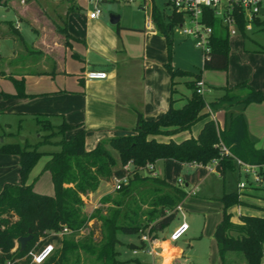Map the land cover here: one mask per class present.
Instances as JSON below:
<instances>
[{
	"label": "trees",
	"instance_id": "1",
	"mask_svg": "<svg viewBox=\"0 0 264 264\" xmlns=\"http://www.w3.org/2000/svg\"><path fill=\"white\" fill-rule=\"evenodd\" d=\"M1 1V0H0ZM75 2V0H69ZM68 7L67 13L74 10ZM61 16V25L57 29L71 36L67 29L66 16ZM153 18L157 27L165 33L169 59L166 67L170 73L171 103L167 110L155 118H147L138 112L133 132L110 136L99 140L95 147H86V129L82 123H71L63 119V136L55 141L41 133L37 141H9L0 146L1 152L19 155V182H7L0 191V264H29L32 262L31 249H39L52 231H62L67 226L72 233H64L62 243L42 262L37 264H66L72 257L79 264L83 254L95 256L105 264H121L118 258L120 243L119 232L137 233L150 226L164 228L178 214V205L188 194L185 185L169 181L164 176L141 173V167H147L160 158H174L185 163L208 164L218 159L216 170L225 173L239 167L234 156L250 163L258 164L264 173V146L256 147L250 137L243 111H226L223 128L217 126L211 116L208 104L215 105V100L208 103L204 93L199 92L202 69L193 70L176 66L172 62L173 36L176 24L183 20V15L173 10L166 13L158 5L153 7ZM6 20V19H5ZM3 18H0V24ZM10 20L9 22H11ZM207 21L213 26L211 50L204 56L203 67L227 69L230 56V33L221 18L210 12ZM245 15L239 14V28L246 34ZM264 24V18H256ZM11 25H14L11 22ZM15 35L20 33L14 25ZM1 56V54H0ZM0 73H3L0 69ZM192 75L185 82L191 88L183 104L175 105V93L179 76ZM11 79L17 87L15 95H27L24 77ZM225 93L221 99L238 98L244 105L252 101L264 100V89L256 88L248 80H242L233 86H222ZM4 95H11L3 92ZM216 109V108H215ZM39 127L48 128L51 117L34 114ZM203 121L199 131L193 133L194 125ZM40 130V129H39ZM67 131H72L68 136ZM182 132L190 134L176 138ZM222 139L233 155L223 154L218 142ZM48 143L57 148L43 149ZM113 146L118 151L119 159L108 148ZM49 155L42 170H50L54 182V193H44L34 188V181L41 171L28 181L33 167L42 156ZM134 163L127 180H122L113 193L101 198L99 207L91 215L100 221V237L95 236L92 227L84 237H76L73 231L82 228L88 218L84 206V196L97 189L102 179H110L115 166L120 162ZM220 200L223 203V216L216 226L215 238L223 264H238L242 256L247 264H262L264 258V206L259 213L243 212L234 216L232 207L245 201L237 190L224 191ZM33 238L25 249H21L18 237L30 232ZM137 264H143L136 256Z\"/></svg>",
	"mask_w": 264,
	"mask_h": 264
},
{
	"label": "crops",
	"instance_id": "2",
	"mask_svg": "<svg viewBox=\"0 0 264 264\" xmlns=\"http://www.w3.org/2000/svg\"><path fill=\"white\" fill-rule=\"evenodd\" d=\"M52 1L53 9L60 21V15L66 16L67 29L71 33L69 42H66L63 34L58 31L56 25L58 22L55 18L47 14L48 9L45 2H43L45 5L42 2H38V4L31 2L34 3L31 6H37L38 9L34 18L23 16L21 19V15L16 12V17L20 18V21L17 20L20 25V33L16 36L10 32H5V27L1 26L2 29L0 28V69L3 72L0 73V96L3 95V98L0 97V111L3 115L4 113L15 115L18 118V124L31 119L37 123L34 115L36 113L48 115L56 122H62L63 119H66L71 123H82L86 129V147L91 149L101 139L133 132L139 111L147 118H155L168 109L171 103L172 88L170 73L166 67V62L169 59L168 46L166 35L157 27L154 18L151 26H146V17L138 22L126 21L124 24L119 23V20L117 25L109 26L106 19L101 18V16L98 18L89 16L86 0ZM23 3L30 4V2ZM164 3L161 8L168 15L169 12L166 11L167 2ZM72 4L75 6L74 10L67 13L68 7ZM148 4L152 5L153 10L154 5H158V2L154 0ZM142 5L143 2H139L138 6L144 10ZM1 6L3 5L0 4ZM4 9L10 11L12 6L6 5ZM3 16L6 17V14L3 13ZM261 18L263 19L264 16ZM24 23H27L30 42L25 40ZM256 24L264 27V24L257 22ZM18 37L23 42L22 46L19 44ZM136 39L140 40L141 43L138 48H135ZM258 49L264 52V44L261 43ZM173 64L191 69L174 62ZM90 70H103L107 74L105 77L90 78L87 75ZM11 75L19 78L24 77L27 95H15L17 87L11 79ZM245 76L250 80H242H248L254 87L264 89V70L259 69L255 74ZM177 79L179 82L177 83L178 90L175 93V105L179 106L191 93V89L189 91L185 88L182 90L185 80L189 77L179 76ZM4 80H10L13 84L8 85L5 89L2 86ZM202 80L205 87L203 93L208 103L225 93L224 88L216 89L212 97L207 98L204 90L211 83H208L207 79L203 77V71ZM3 92H8L11 95L6 96ZM208 107L210 106L208 105ZM229 110L243 111L250 137L254 140L256 147H263L264 100L252 101L247 105L236 103L233 108L228 110L222 108L212 111L210 109L212 111L211 116H215L220 128H223L226 111ZM202 124L203 121H200L194 125L193 133L196 134ZM0 127L2 128L1 124ZM11 133L14 131L11 130ZM188 134L190 133L182 132L176 137L180 139ZM22 138L25 139L26 137ZM21 140L13 135H5L0 139V146L4 142L25 141ZM48 157L49 155L41 157L42 160L40 159L33 167L28 181L34 180V176L42 170ZM162 161L163 163H161ZM167 161H176L181 166L186 164L189 169L195 168L198 169V173L202 172L203 175L194 173V180L192 181H189L187 174L178 179L184 181L188 190L195 189L194 184L197 183V176L205 178L210 171L225 175L218 170L208 169L204 164L185 163L174 158H160L153 163V168L147 166L144 170L148 169L153 174L164 176L169 181L176 183L178 180L171 179L164 173ZM120 167L114 170L110 179H102L96 190L84 196L87 202L96 205L104 195L114 192L119 181L126 179L129 171L134 168V163L129 161L123 165V168ZM235 170L239 173L237 184L236 188L230 190L241 192L243 200L250 206L243 204L233 206L234 216L239 217L243 212L257 213L258 211L253 210L252 206L258 205L257 201L261 198L260 187L263 184L250 181L245 187L239 189V182L246 179V176L241 167ZM20 179L19 155L0 151V191L5 183L19 182ZM34 188L40 192L54 193V182L50 170L41 171L34 181ZM224 191L227 190L224 189ZM189 192L188 194H190ZM221 194L216 197L219 198ZM179 205L181 208H178V213L182 212L183 214L184 212L185 214L182 202ZM260 206L263 207L264 205ZM182 217L184 219V216ZM190 226L189 223L188 229ZM63 234L62 231H52L42 246L46 243H53L55 247H59L62 243ZM162 235L164 236L148 242L149 247H153L156 251V253L145 252L148 264H152L155 260H161L162 264L168 259L166 256L168 254L170 255V262L168 263L174 264L178 258L185 254L184 248L177 244L183 235L176 240L163 232ZM188 244L191 245L192 242L189 241ZM29 264L37 263L32 261ZM221 264H223L222 260Z\"/></svg>",
	"mask_w": 264,
	"mask_h": 264
},
{
	"label": "rangeland",
	"instance_id": "3",
	"mask_svg": "<svg viewBox=\"0 0 264 264\" xmlns=\"http://www.w3.org/2000/svg\"><path fill=\"white\" fill-rule=\"evenodd\" d=\"M165 1L166 0H157L158 7L161 8L162 4H165ZM23 2H30V4L27 5ZM31 2H36V4H38V2H45L46 5L44 3L43 4L47 6V14L54 17L55 20L61 25L60 18L53 9L52 0H1L0 4H2L3 6L0 7V18H3V21L0 24V28L1 26L5 27V32H10L15 35V33L13 32V26L15 25L18 28V31H20V25L17 22V20L20 21V18L18 19V17H16V12L21 15V19L23 16L34 18V16L38 13V9L37 6L32 7L31 4L34 3ZM139 2H141V0H135L131 2L124 0L101 1V18L106 19L109 26L117 25V23H112L110 20V15L113 12L121 15V19L119 21V23L121 24H124L126 21L138 22L140 20H143L146 13L145 10L141 9L138 6ZM9 4L12 6L13 10L11 9L10 11H5L4 8ZM166 11L169 13H173V7L171 5H166ZM3 13L6 14V17L3 16ZM10 20H12L11 22L14 25H11V22H9ZM47 22L49 23L50 21ZM26 25L27 23L23 24V27H25L26 30L25 40L26 42H30L31 38L29 37V31L27 30ZM102 30L105 31L106 29ZM61 33L63 34L65 41L69 42L70 36H66V34L63 32ZM172 36L173 62L178 65H183L184 67H190L194 70L202 69L203 77L207 79L208 83H211L207 85L208 88L204 90L207 98L212 97L216 89H223L222 86L224 85H230L231 87L242 79H249L245 75L255 74L259 69L262 71L264 70V52L258 49L261 43L264 44V27L256 24V22L252 24L251 29L246 28V34H244L238 26V33L230 35L231 49L229 56V66L227 69L203 67V49L196 44L195 39L192 36L185 35L177 27L173 29ZM138 39H136L135 41V48H138V46L141 44L140 40ZM18 41L22 46L23 42L21 39H19V37ZM186 77H189V79L193 78L192 75H187ZM184 83L185 85L182 87V90H184L185 88L189 91L191 88L187 85L186 82ZM10 84H13L10 80H4L2 82V86L5 89ZM204 88L205 87H203V89ZM223 91L225 90L223 89ZM1 96L0 97L3 98V95ZM220 97L214 99L216 102L214 106L213 104H208L210 106L209 108L212 111L213 109L215 110V108L216 110L222 108L228 110L230 108H233L234 104L236 103H240L241 105L243 104L238 100V98L221 99ZM212 111L210 112L212 113ZM18 123V118H16L15 115H7L6 113H4L3 115L2 111H0V124L2 126V128L0 127V139L5 135H13L14 137L22 139L21 141L25 140L22 137H26L29 141L35 142L37 140V137L39 138L40 134L43 133L46 135L47 139L51 140L50 142H55L63 136V132L61 131L63 126H60L61 122H56L52 118L51 124L48 128H46L44 125H41L39 127V125L32 119L25 120L21 122V124ZM216 124L218 126L217 122ZM11 130L12 132L14 131V133H11ZM69 132L70 131L66 132L67 136ZM42 148L53 149L57 148V146L55 144L48 143L46 145H43ZM108 148L119 159L118 151L111 145H108ZM161 163H163V161ZM118 167L123 168V164L118 162V164L115 166V169ZM144 168H140L141 173H148L149 170H144ZM197 171L198 169L195 168H193L192 170L189 169L186 164H183L181 166L176 161H167L166 170L164 173L165 175H167V177L175 180L183 178L185 177V174H187V176L189 177V181H192L194 180L193 174L198 173ZM198 174L203 175L201 171ZM238 174V171L230 169L225 172V175H221L219 172L210 171L205 176V178H203V176H197V183H193L195 185V189L188 190L190 191V194H188L182 201V207L184 208L186 219L189 221L191 226L188 231L177 241V244L181 245L184 248L185 254L182 257L178 258L174 264H221L219 247L214 233L217 224L223 216V203L220 200V197L218 198L216 196L221 194L224 189L228 191L230 189L236 188ZM178 182L182 185H185L184 181L178 180ZM262 184L263 186L260 187L261 198L259 199V201H257L258 205L252 206L253 210L258 211L257 213L261 212L262 207L260 205H264V182H262ZM107 205L108 204L101 203V199L97 202L96 205L89 202L85 203L84 211L89 218L82 228L73 231V233H75V236L84 237L93 227L95 230V236L99 238L100 221H98L96 217L91 218V215L96 211L97 208H104ZM243 205L250 206V204L248 203H243ZM182 216V212H179L175 219L164 228L158 226L156 229L151 230L149 226L145 229H141L137 233H126L120 231L119 237L121 241L117 244V248L119 250L118 258L122 261L121 264H137L136 256H140L139 258L143 264H148L146 261L145 252H149V241L143 239V235L147 234L151 239H154L164 236L162 235L163 232L165 235L169 236L175 226H177L183 220ZM65 233H72V230L69 229V231ZM189 241L192 242L191 245L188 244ZM132 244H135V246L133 247ZM160 261L155 260V262H153L152 264H161ZM74 263L75 257H72V259L69 260L66 264ZM237 263L247 264L246 259L242 256H239V258L237 259ZM79 264L105 263L97 260L93 255L83 254L82 252V258ZM262 264H264V258Z\"/></svg>",
	"mask_w": 264,
	"mask_h": 264
},
{
	"label": "built area",
	"instance_id": "4",
	"mask_svg": "<svg viewBox=\"0 0 264 264\" xmlns=\"http://www.w3.org/2000/svg\"><path fill=\"white\" fill-rule=\"evenodd\" d=\"M62 1V0H56ZM77 1V0H75ZM104 0H86L88 3V14L91 18H98L102 14V8L100 2ZM135 1V0H124ZM154 0H141L143 2V8L145 10V24L151 26L153 24V10L152 5L148 2ZM167 5H171L173 10L183 15V20L175 26L187 36H192L196 44L203 49L204 56L209 55L211 50V35L213 33V26L207 21L210 12L213 11L215 15L219 16L222 22L227 26L230 35L238 33L239 26V14L245 15V27L251 29L252 24L256 22V18L264 16V0H166ZM106 71L103 70H90L87 75L90 78L105 77ZM204 82L199 81V92H203ZM216 119L215 116L213 117ZM217 121V119L215 120ZM223 154H232L229 147L224 143L222 139L218 142ZM239 167L242 168L246 179L239 182V189L245 187L248 182L262 183L264 182V173L259 170V165L246 162L236 156H234ZM218 159H214L212 162L206 164L210 170H216V164ZM147 166L153 168V163H149ZM127 180L124 179V181ZM122 180L119 181V183ZM180 209L181 206L178 205ZM181 223L171 232L170 237L174 240L180 238L189 227V222L185 217ZM69 228L64 226L62 232H68ZM143 239L152 241L147 234L143 235ZM55 249L53 243H46L39 249H31L29 254L32 255V261L40 263L45 260ZM150 253H156L153 247L148 249Z\"/></svg>",
	"mask_w": 264,
	"mask_h": 264
},
{
	"label": "water",
	"instance_id": "5",
	"mask_svg": "<svg viewBox=\"0 0 264 264\" xmlns=\"http://www.w3.org/2000/svg\"><path fill=\"white\" fill-rule=\"evenodd\" d=\"M110 20L112 23H117L119 20H120V14L118 13H111L110 15ZM33 238V234L31 232V229H30V232L26 235H21L18 237V242L20 243V247L21 249H25L28 242ZM135 244H132V246L134 247Z\"/></svg>",
	"mask_w": 264,
	"mask_h": 264
},
{
	"label": "bare ground",
	"instance_id": "6",
	"mask_svg": "<svg viewBox=\"0 0 264 264\" xmlns=\"http://www.w3.org/2000/svg\"><path fill=\"white\" fill-rule=\"evenodd\" d=\"M170 253V252H169ZM167 256V260L165 261V262H163L162 264H168V262L170 261V255L168 254V255H166Z\"/></svg>",
	"mask_w": 264,
	"mask_h": 264
}]
</instances>
